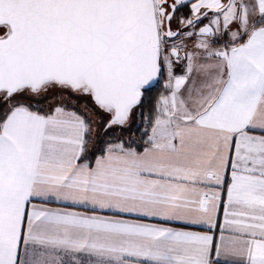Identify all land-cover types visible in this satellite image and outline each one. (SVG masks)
<instances>
[{"label": "snow or ice", "instance_id": "1", "mask_svg": "<svg viewBox=\"0 0 264 264\" xmlns=\"http://www.w3.org/2000/svg\"><path fill=\"white\" fill-rule=\"evenodd\" d=\"M0 264H264V0H0Z\"/></svg>", "mask_w": 264, "mask_h": 264}, {"label": "trees", "instance_id": "2", "mask_svg": "<svg viewBox=\"0 0 264 264\" xmlns=\"http://www.w3.org/2000/svg\"><path fill=\"white\" fill-rule=\"evenodd\" d=\"M161 83H163V82H161ZM161 91H163L162 88L161 89H158L155 93H153V100L156 99V97L160 94Z\"/></svg>", "mask_w": 264, "mask_h": 264}, {"label": "crops", "instance_id": "3", "mask_svg": "<svg viewBox=\"0 0 264 264\" xmlns=\"http://www.w3.org/2000/svg\"><path fill=\"white\" fill-rule=\"evenodd\" d=\"M52 206H55V205H52ZM221 220H222V216H221ZM191 230H194V231H203L204 229L203 228H200V227H194Z\"/></svg>", "mask_w": 264, "mask_h": 264}]
</instances>
